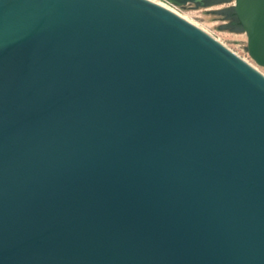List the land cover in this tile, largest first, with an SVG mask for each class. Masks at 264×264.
<instances>
[{
    "label": "water",
    "instance_id": "1",
    "mask_svg": "<svg viewBox=\"0 0 264 264\" xmlns=\"http://www.w3.org/2000/svg\"><path fill=\"white\" fill-rule=\"evenodd\" d=\"M207 11L264 67V0ZM0 264H264V74L153 0H0Z\"/></svg>",
    "mask_w": 264,
    "mask_h": 264
},
{
    "label": "rangeland",
    "instance_id": "2",
    "mask_svg": "<svg viewBox=\"0 0 264 264\" xmlns=\"http://www.w3.org/2000/svg\"><path fill=\"white\" fill-rule=\"evenodd\" d=\"M182 14L185 18L206 30L222 44L233 50L239 56L255 64L264 73V67L258 65L249 55L246 48L247 34L244 30H232L219 26L221 23L231 21L230 17H224L225 13H213L204 10L220 9L233 5L234 0H221L205 3L203 0H158Z\"/></svg>",
    "mask_w": 264,
    "mask_h": 264
},
{
    "label": "bare ground",
    "instance_id": "3",
    "mask_svg": "<svg viewBox=\"0 0 264 264\" xmlns=\"http://www.w3.org/2000/svg\"><path fill=\"white\" fill-rule=\"evenodd\" d=\"M153 1H156L157 3H159V4H161V5H164V6H166V7H168L169 9H171V10H173V11H175L176 13H178L176 10H174L173 8H171V7H169L168 5H166V4H164V3H162V2H159L158 0H153ZM179 15H181L182 16V14H180V13H178ZM184 17V16H183ZM187 19V18H186ZM189 20V19H188ZM189 21H191V20H189ZM192 22V21H191ZM193 23V22H192ZM195 24V23H194ZM196 25V24H195ZM206 31V30H205ZM210 34V33H209ZM211 35V34H210ZM213 36V35H212ZM214 37V36H213ZM244 59V58H243ZM246 61H248L247 59H245ZM249 62V61H248ZM249 63H251V62H249ZM254 67H256L257 69H258V67L255 65V64H253V63H251ZM259 71H260V69H258ZM263 73V72H262ZM264 74V73H263Z\"/></svg>",
    "mask_w": 264,
    "mask_h": 264
},
{
    "label": "trees",
    "instance_id": "4",
    "mask_svg": "<svg viewBox=\"0 0 264 264\" xmlns=\"http://www.w3.org/2000/svg\"><path fill=\"white\" fill-rule=\"evenodd\" d=\"M218 1H221V0H218ZM214 2H216V1H214ZM212 3V2H211ZM231 18V17H230ZM231 20H232V18H231Z\"/></svg>",
    "mask_w": 264,
    "mask_h": 264
}]
</instances>
